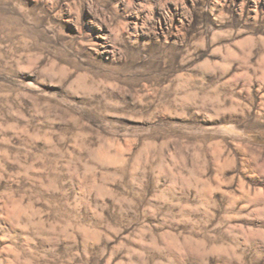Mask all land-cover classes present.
I'll use <instances>...</instances> for the list:
<instances>
[{"label": "rangeland", "instance_id": "1", "mask_svg": "<svg viewBox=\"0 0 264 264\" xmlns=\"http://www.w3.org/2000/svg\"><path fill=\"white\" fill-rule=\"evenodd\" d=\"M0 264H264V0H0Z\"/></svg>", "mask_w": 264, "mask_h": 264}]
</instances>
